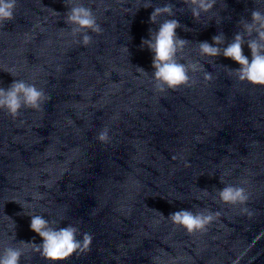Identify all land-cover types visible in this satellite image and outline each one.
Here are the masks:
<instances>
[{"label": "clouds", "instance_id": "clouds-1", "mask_svg": "<svg viewBox=\"0 0 264 264\" xmlns=\"http://www.w3.org/2000/svg\"><path fill=\"white\" fill-rule=\"evenodd\" d=\"M217 0H184L189 6V11L194 19H199L202 13H208L216 5ZM17 0H0V23L10 21L14 18ZM65 23L72 26L73 35H80L82 43L86 46L92 41L89 32L101 33L102 28L97 23L93 10L81 3H73L67 6ZM144 8L153 7L151 0L143 5ZM177 12L183 13L182 8L167 2L163 6H156L150 15V23L158 25V30H149L150 38L143 39L141 47H147L154 53L152 76L155 86L159 91L175 89L181 85L190 86L194 83L189 76V72H196L203 69L199 62L182 63L178 59V53L183 50L189 42L180 38L176 30L184 27L178 19H175ZM166 17L162 21L158 18ZM242 30L234 34L231 42L226 43L223 32L212 37V43L207 41L198 42L199 51L202 56L211 57L213 61L216 57L223 56L231 59L240 67L229 69L234 72L241 82H248L252 85L264 86V11L253 8L250 10V19L239 21ZM247 45L251 52V59L244 54L243 46ZM128 50V49H127ZM212 61V62H213ZM145 72L142 68H138ZM205 79L212 78L211 73L205 71ZM48 99L42 89H38L34 84H29L24 80H14L7 88H0V109L6 110L13 117L19 114L23 107L40 109L43 102ZM108 130L101 131L98 139L102 142L108 140ZM220 199L225 203L237 204L244 203L248 197L243 187L226 185L218 190ZM246 211V209H245ZM218 213L210 210H200L193 212L190 209H180L170 213L168 216L171 221L185 228L189 233L196 230H206ZM30 229L35 232L42 243L20 241L21 244L32 245L34 251L38 252L43 258L58 264L77 252L90 250L92 235L83 233L82 239H78L79 229L71 224L65 227H53L54 221L45 219L42 215H30ZM24 250L7 246L0 251V264H21V257Z\"/></svg>", "mask_w": 264, "mask_h": 264}]
</instances>
